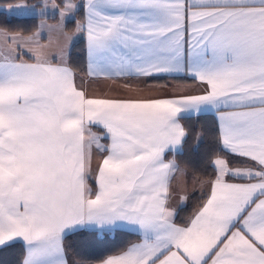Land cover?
Returning <instances> with one entry per match:
<instances>
[{"label": "snow or ice", "instance_id": "obj_1", "mask_svg": "<svg viewBox=\"0 0 264 264\" xmlns=\"http://www.w3.org/2000/svg\"><path fill=\"white\" fill-rule=\"evenodd\" d=\"M62 3L34 31L0 22V249L20 244L19 264H264V0ZM162 74L201 90L145 95ZM101 80L119 90L90 94ZM201 114L214 117L219 151L177 223L172 201L195 189L167 156L183 154L186 121ZM122 231L139 238L109 247ZM77 235L105 251L70 260Z\"/></svg>", "mask_w": 264, "mask_h": 264}, {"label": "trees", "instance_id": "obj_2", "mask_svg": "<svg viewBox=\"0 0 264 264\" xmlns=\"http://www.w3.org/2000/svg\"><path fill=\"white\" fill-rule=\"evenodd\" d=\"M19 0H0L1 3L7 2H15ZM27 2H31L34 0H24ZM78 14H80L78 12ZM36 16H29V17H19V16H7V14L0 10V22L5 20L8 21V27L10 30H20L24 29L27 31H33L36 27ZM74 21L71 23L73 25ZM69 27V26H68ZM83 47L84 43L83 40H80L76 47L74 48V54H79L77 56L78 63L75 65L80 72L84 70V63H83ZM189 78H185L183 76H174V75H164L158 76L148 79L150 83H158V84H168V83H175V82H185L188 81ZM202 115L197 117H192L190 120L186 121L187 124L191 125V134L189 135L186 143L184 144L183 154H177L172 156L175 160L181 164L182 166L189 169L194 175L204 177L207 174L212 172V168L209 166V157L210 154L213 152H218L219 147L216 143V132H215V125L214 121L204 123L201 120ZM202 134V138L197 141L196 136L197 134ZM233 163H239L235 159H233ZM201 196L198 193H194L191 195L189 201L181 206L178 209L179 215L177 220L179 222L185 221L189 215L193 212V210L199 205ZM122 235L127 236V240L133 237L132 233L122 231L120 232ZM66 244L71 245L68 249L71 250L74 255L77 254L75 257L80 259L84 258H93L97 257V252L88 253L89 249H93V241L91 237L86 236H70L66 241ZM87 246V253L83 254L80 253V248ZM7 255L11 258L12 262L8 264H19L20 258L22 256V246L20 244H16L13 247L3 248L0 249V259ZM5 264V263H3Z\"/></svg>", "mask_w": 264, "mask_h": 264}, {"label": "crops", "instance_id": "obj_3", "mask_svg": "<svg viewBox=\"0 0 264 264\" xmlns=\"http://www.w3.org/2000/svg\"><path fill=\"white\" fill-rule=\"evenodd\" d=\"M19 1H22V0H19ZM28 3H34V1H31V2H28ZM35 3L36 4H41V3H37V2H35ZM2 11H4V10H2ZM4 12L6 13V11H4ZM6 14H7V16H10L8 13H6ZM29 16L42 17V18H45V19L47 18L48 19L47 20V23H51V24H55L56 23V21H55V19L53 17L47 16V15H26V16H22V17H29ZM38 19L36 20V27L38 26V22H39ZM80 19H81V13L80 14L76 13L75 20H80ZM74 23H75V21H74ZM74 23H73L72 27L74 26ZM42 38H43V41H46L47 40V36H44ZM25 58H27V57H25ZM164 75H168V74H162L160 76H164ZM172 75H174V76H183L185 78H189V80L188 81H185V82H175V83H168V84H158V83H150V82H148V79H146L144 81V84L152 85L153 87L152 88H145L144 94L145 95H160V94H163V91L159 87L160 85H167L168 87H167V89L165 91H167L168 93H171L174 88L175 89H179L181 91L187 90V91H189V92H191L193 94H195V93H197L198 91L201 90V86L198 84V82L195 81V80H193V79H191L190 77H188V76H186L184 74H172ZM79 79L80 78L78 76L77 77V83L78 84L80 83L79 82ZM109 90L118 91L119 90L118 84L117 85H112L111 82H109V81H103V80H101V81H98V82L92 84L88 88V91H89L90 94H96V93H100V92H106V91H109ZM201 115H202L201 120L204 121V123H208V122L214 121V117L211 114H201ZM105 143H106V141H105ZM173 158L174 157L172 156V153H169L168 156H167V159H173ZM234 165L235 166H239V163H235ZM179 166H180V168L182 170H184L188 174L186 178L188 180V190H189V192L192 193L193 192V189H195V193L200 194V191L201 190L199 188V185L194 184V182L192 180V177L193 176H196V175H194L189 169H187L186 167L182 166L181 164H179ZM177 179L180 180V179H183V177L178 176ZM89 183H92V181L90 180ZM191 195L192 194L189 195V199H190ZM189 199L185 202V204L189 201ZM171 206L177 207L178 209L181 207V206H179V203L176 200L172 201V205ZM195 209L193 210V212L195 211ZM192 213L189 216H191ZM176 222L177 223H183L184 221L183 222H179L176 219ZM125 232H127V231H125ZM132 234H133V237L130 238V239H128V240H127V236H124L121 233L117 234L115 236L113 242H112V245H110L109 247L115 246V245H119V244H122V243L127 242V241H134V240H137L139 238L134 233H132ZM93 244L94 245L92 246L93 247L92 251L93 252H95V251L97 252V254H96L97 257L100 256V255H102L103 252L105 251V248L104 247H101V246H98L95 243H93ZM68 255H69V259L70 260L71 259H75L72 256H70L69 253H68Z\"/></svg>", "mask_w": 264, "mask_h": 264}, {"label": "rangeland", "instance_id": "obj_4", "mask_svg": "<svg viewBox=\"0 0 264 264\" xmlns=\"http://www.w3.org/2000/svg\"><path fill=\"white\" fill-rule=\"evenodd\" d=\"M35 2L41 3V4H36ZM43 2H44V0H34V3H28L27 1L25 2L24 0H22V1H15V2H7V3H1L0 2V10H4V11H6V13H8V5H10V4H17V3H26L29 6H35V11L32 12L31 14H29V15H41L40 12H41V7H42ZM47 2H48V5H49L48 12H47V16L53 17L55 19V21H57L59 19V12L58 11H55L54 12L52 10V8H51L52 0H47ZM56 3L58 5H60V7H63L62 0H56ZM36 19L39 20L38 25L41 23V21H46V23H47V20H48L47 18L45 19V18H42V17H37ZM48 24H51V23H48ZM68 26H69V28H71L72 27L71 23H69ZM35 29L36 28H34L33 31ZM42 40H43V38H42ZM79 82H81L80 79H79ZM79 252L80 253H83V254H86L87 253V246L84 245V247L80 248ZM92 252L93 251L89 249V252L88 253H92ZM68 253L70 254V256H72L73 258L77 259L75 257L77 255L76 253L74 255V253L71 250H69V249H68ZM9 262H12V261H11V258L8 257L7 255L3 256L0 259V264H3V263L8 264Z\"/></svg>", "mask_w": 264, "mask_h": 264}]
</instances>
